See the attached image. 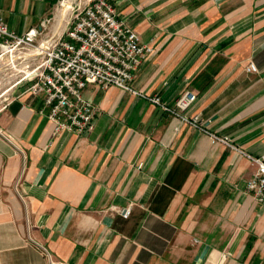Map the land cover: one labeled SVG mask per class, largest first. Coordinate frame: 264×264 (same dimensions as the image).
I'll list each match as a JSON object with an SVG mask.
<instances>
[{
  "label": "crops",
  "instance_id": "obj_1",
  "mask_svg": "<svg viewBox=\"0 0 264 264\" xmlns=\"http://www.w3.org/2000/svg\"><path fill=\"white\" fill-rule=\"evenodd\" d=\"M56 1L0 0V15L21 35ZM108 1L154 48L133 87L167 105L193 91L187 115L231 145L94 84L92 129L53 136L43 95L14 84L0 129L22 152L0 135V264H264V206L244 191L255 166L240 152L264 153V0Z\"/></svg>",
  "mask_w": 264,
  "mask_h": 264
},
{
  "label": "built area",
  "instance_id": "obj_2",
  "mask_svg": "<svg viewBox=\"0 0 264 264\" xmlns=\"http://www.w3.org/2000/svg\"><path fill=\"white\" fill-rule=\"evenodd\" d=\"M69 4L68 0H61L51 16L21 35L8 30L0 15V59L9 53V63L18 75L15 84L29 82L26 92L43 95L40 113L46 110L53 136L92 129L95 108L82 91L86 85L94 84L101 88L116 86L142 97L215 141L231 145L226 137L209 132L198 114L187 115L196 101L193 91L183 90L172 105H167L158 94L133 87L135 72L153 55L154 48L140 43L136 31L117 16L108 0L73 2L71 11ZM55 12L59 14L57 18ZM246 71H256L252 61ZM0 135L22 152L1 129ZM240 152L255 166L244 191L264 206V153L253 156ZM130 210L131 206H127L118 211L128 217ZM48 264L65 263L49 256Z\"/></svg>",
  "mask_w": 264,
  "mask_h": 264
},
{
  "label": "rangeland",
  "instance_id": "obj_3",
  "mask_svg": "<svg viewBox=\"0 0 264 264\" xmlns=\"http://www.w3.org/2000/svg\"><path fill=\"white\" fill-rule=\"evenodd\" d=\"M60 1L61 0L56 1L55 7L58 6ZM83 1L84 0H68V2L70 3V7L68 8V10L71 11V6H74L73 2L78 4ZM54 15L57 18V15L59 14L55 12ZM8 56L9 53H5L0 59V106H2L5 103V100L10 97V88L15 84L16 80L18 79V75L9 63Z\"/></svg>",
  "mask_w": 264,
  "mask_h": 264
}]
</instances>
